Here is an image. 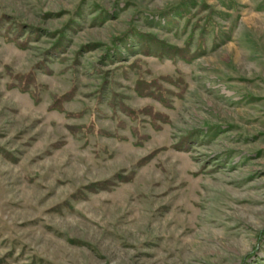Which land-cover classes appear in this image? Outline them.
<instances>
[{
    "label": "rangeland",
    "instance_id": "1",
    "mask_svg": "<svg viewBox=\"0 0 264 264\" xmlns=\"http://www.w3.org/2000/svg\"><path fill=\"white\" fill-rule=\"evenodd\" d=\"M0 264H264V0H0Z\"/></svg>",
    "mask_w": 264,
    "mask_h": 264
}]
</instances>
